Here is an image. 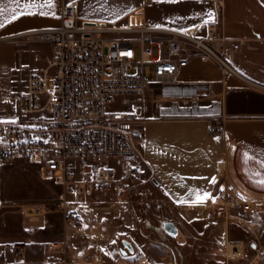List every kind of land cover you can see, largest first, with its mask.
<instances>
[{
	"label": "crops",
	"instance_id": "0c3cea01",
	"mask_svg": "<svg viewBox=\"0 0 264 264\" xmlns=\"http://www.w3.org/2000/svg\"><path fill=\"white\" fill-rule=\"evenodd\" d=\"M223 2L220 13L216 0H52L51 7H40L45 0H0V123L20 120L29 78L46 68L52 56L49 44L22 36L58 28L67 4L77 8L85 23L164 27L201 38L207 37L208 24L221 18L228 41L220 52L242 76L225 79L216 63L193 60L171 87L156 93L157 84H151L144 95L150 113L143 124L145 146L137 161L140 191L123 198L103 191L71 200L69 211L78 219L56 210L47 213L39 201L0 202V264H216L217 258L215 263L178 258L170 241L143 228L146 212L135 206L144 195L142 188L161 192L187 226L197 215H185L182 207L216 197L228 183L254 203L264 224V0ZM173 108L187 112L173 118L168 112ZM162 111L168 114L162 116ZM217 119L225 123L221 137L212 136L208 128ZM24 164L15 161L12 167L43 176L39 165ZM205 193L208 198L196 202ZM178 229L172 240L183 251L189 246L188 233ZM226 241L224 234L216 244ZM50 242L63 252H49ZM10 243L24 244L26 256L12 255ZM257 264H264L262 256Z\"/></svg>",
	"mask_w": 264,
	"mask_h": 264
},
{
	"label": "built area",
	"instance_id": "2783aa9c",
	"mask_svg": "<svg viewBox=\"0 0 264 264\" xmlns=\"http://www.w3.org/2000/svg\"><path fill=\"white\" fill-rule=\"evenodd\" d=\"M216 2L221 13L224 2ZM60 20L58 28L22 36L49 44L52 56L46 68L30 76L20 120L0 123V164L39 165L43 177L63 189L57 208L78 219L69 211L71 200L90 199L103 191L123 198L137 189L140 180L137 161L145 146L144 129L128 112L108 109L110 104L121 97H142L151 84H174L193 60L216 63L225 79L242 76L220 52L228 41L221 18L208 24L205 38L164 27L85 23L71 4L63 6ZM148 65L152 82L146 78ZM51 68L56 69L54 75ZM208 128L214 137L226 133L223 120L211 121ZM76 159L90 160L93 166L76 172L68 165ZM110 160L120 162L119 174ZM208 202L226 222L231 209L256 210L228 183ZM7 250L17 257L27 253L21 243H10ZM48 251L62 253L63 248L50 242ZM244 253L242 242H225L227 260L242 259Z\"/></svg>",
	"mask_w": 264,
	"mask_h": 264
},
{
	"label": "rangeland",
	"instance_id": "374dc122",
	"mask_svg": "<svg viewBox=\"0 0 264 264\" xmlns=\"http://www.w3.org/2000/svg\"><path fill=\"white\" fill-rule=\"evenodd\" d=\"M146 78L150 82L154 78L150 65L146 67ZM52 87L53 77H50L48 80V88L50 89ZM169 87L171 85H154L153 88L157 93ZM147 105L148 103L144 96L121 97L110 104L108 109L128 112L137 122L136 125L143 127L144 122L150 118V113L146 110ZM164 112L162 111V116L165 113L168 114ZM168 112L169 116L176 118L183 116L187 111L173 108ZM157 117H161V115H157ZM109 164L116 168L117 174L120 173V162L118 160H110ZM68 165L77 172L83 166H93V162L85 159H76L70 160ZM24 166H28V164L26 163ZM137 188L139 190V186ZM142 191L144 195L139 201L135 202V206L146 212L145 217H143L144 221L142 222L143 228L145 230L149 229L154 236H160L170 241V244L176 250L178 258H182L185 255L190 258L192 257L191 259L197 262L210 261L211 263H215V258H217L216 264L227 263V261H239L251 264L252 261L259 262L261 256L264 260V224L261 222L258 213L246 212L239 208L231 209L229 212L230 218L226 222L224 217L217 215L214 208H209V202L206 201L191 206L190 212L188 211L189 214H185V211L182 210L187 216L190 215L191 211L197 215L193 222L194 224L190 223L186 226V220L176 214V208L161 192L154 189L148 191L145 188H142ZM62 192V187L56 186L51 179L44 178L37 173L22 169L19 166L12 167V163L0 169V202L6 201L19 204L22 201H39L45 204L47 213L50 210H56L60 214H64L57 208V200ZM144 218L149 219V223L145 222ZM165 222H173L180 229L183 225L186 229L185 231L188 233L187 241L189 246L186 250L182 251L173 242L172 237L164 231L163 225ZM224 234L226 240L243 243L245 249L244 258L235 260H227L225 258V244L221 246L216 244L217 241L222 239ZM192 252H194V255H192Z\"/></svg>",
	"mask_w": 264,
	"mask_h": 264
},
{
	"label": "water",
	"instance_id": "95a60500",
	"mask_svg": "<svg viewBox=\"0 0 264 264\" xmlns=\"http://www.w3.org/2000/svg\"><path fill=\"white\" fill-rule=\"evenodd\" d=\"M154 182L157 184L156 181ZM163 229L170 237H176L179 232L178 227L173 222H165L163 225ZM124 245L129 251H132V247L129 243L125 242Z\"/></svg>",
	"mask_w": 264,
	"mask_h": 264
},
{
	"label": "snow or ice",
	"instance_id": "6c2138e0",
	"mask_svg": "<svg viewBox=\"0 0 264 264\" xmlns=\"http://www.w3.org/2000/svg\"><path fill=\"white\" fill-rule=\"evenodd\" d=\"M18 2V0H17ZM44 6H47V7H51L52 6V0H45V4L43 5H40V7H44ZM27 7H31V5H28ZM21 15L24 14V13H20ZM13 19H16L17 18V15H13L12 17ZM0 26H2V23H0ZM213 183L215 182V180L213 179L212 181ZM264 183V182H262ZM208 195L207 193H205L203 196H200L199 194L197 195V198H196V202H203L205 199L208 198Z\"/></svg>",
	"mask_w": 264,
	"mask_h": 264
},
{
	"label": "bare ground",
	"instance_id": "6f19581e",
	"mask_svg": "<svg viewBox=\"0 0 264 264\" xmlns=\"http://www.w3.org/2000/svg\"><path fill=\"white\" fill-rule=\"evenodd\" d=\"M230 67H232V66H230ZM232 68H233V67H232ZM236 72H237V71H236ZM237 73H238V72H237ZM238 74H239V73H238ZM239 75H240V74H239ZM190 207H191V206H189V205H188V206H183V207H182V210L185 211V214H189L188 211L190 210ZM189 212H190V211H189ZM251 264H257V262H256V261H252Z\"/></svg>",
	"mask_w": 264,
	"mask_h": 264
},
{
	"label": "trees",
	"instance_id": "16d2710c",
	"mask_svg": "<svg viewBox=\"0 0 264 264\" xmlns=\"http://www.w3.org/2000/svg\"><path fill=\"white\" fill-rule=\"evenodd\" d=\"M182 228H184L183 225H182ZM172 247H173V245H172Z\"/></svg>",
	"mask_w": 264,
	"mask_h": 264
}]
</instances>
